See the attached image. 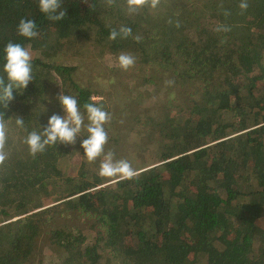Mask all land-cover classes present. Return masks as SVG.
Instances as JSON below:
<instances>
[{"label": "trees", "instance_id": "obj_1", "mask_svg": "<svg viewBox=\"0 0 264 264\" xmlns=\"http://www.w3.org/2000/svg\"><path fill=\"white\" fill-rule=\"evenodd\" d=\"M2 1L0 68L10 41L39 54L32 82L0 109L10 118L0 164V264L34 259L42 235L55 250L53 264H264V0H248L243 12L241 0H158L155 7L147 0L134 14L126 0H61L66 17L57 22L39 10L7 16ZM21 18L37 23L36 38L17 35ZM219 23L231 31L215 32ZM122 25L132 36L110 41ZM88 46L161 66L186 94L180 111L163 109L149 123L170 143L132 179L87 176L83 150L77 174L62 172L86 132L35 156L24 143L51 115H64L55 99L62 91L82 111L98 95L78 83L77 67L60 63Z\"/></svg>", "mask_w": 264, "mask_h": 264}, {"label": "rangeland", "instance_id": "obj_2", "mask_svg": "<svg viewBox=\"0 0 264 264\" xmlns=\"http://www.w3.org/2000/svg\"><path fill=\"white\" fill-rule=\"evenodd\" d=\"M2 7L7 16L14 14L17 9L27 14H35L38 11L36 0H4ZM208 23L213 25V21ZM28 50L31 55L39 54ZM74 55H63L60 63L77 67L78 83L98 93L93 97H96L98 102H105V111L111 116L106 125L108 143L105 145V152L113 151L116 160H127L134 169L153 166L156 153L167 147L170 141L162 138L156 130H151L149 123L161 120L163 109L164 113L171 115L180 111L186 103V94L172 85L168 72L161 66L145 67L135 64L124 71L117 65L118 56L105 53L96 55L89 46L83 49L81 55ZM85 132L82 130L79 137ZM73 149L79 156L72 152ZM71 150L67 162L62 165L65 175L70 172V175L77 174L83 160L79 154L81 148L78 150L72 147ZM101 159L86 163L84 171L87 176L94 174L103 181L110 182L114 178L97 174ZM50 204L43 203L45 208L51 206ZM37 246L36 252L39 251V254L26 264H53L55 250L48 245L44 235L39 238Z\"/></svg>", "mask_w": 264, "mask_h": 264}, {"label": "clouds", "instance_id": "obj_3", "mask_svg": "<svg viewBox=\"0 0 264 264\" xmlns=\"http://www.w3.org/2000/svg\"><path fill=\"white\" fill-rule=\"evenodd\" d=\"M109 4L112 0H108ZM158 0H152L151 7H155ZM38 10L50 21H61L66 17L62 8L61 0H36ZM147 3V0H126V7L129 14H134ZM222 7V6H221ZM243 12L249 7L248 0H241L238 5ZM224 16H229V10H224ZM179 26V24H177ZM217 33H228L231 26L219 23L214 29ZM16 33L19 37L31 40L36 38L37 23L33 19L21 18L16 25ZM132 36L131 27L122 25L118 29L113 28L108 36L110 41L117 38L126 39ZM137 42L139 36L133 37ZM4 63L0 68V109H7L9 103L15 98L17 90H23L33 80L32 55L30 51L18 42H8L3 49ZM136 58L130 53H120L117 57V65L121 70L127 71L135 66ZM55 99L58 101L64 115L53 114L41 131H31L25 137L24 143L31 155L45 151L47 146L75 144L82 130L86 131V137L80 143L83 150V158L91 163L102 158L97 174L105 178L132 179L136 176V170L127 160H116L114 152H105V145L108 143V133L105 124L111 119L110 114L99 104L96 97L90 98L84 103L83 111L78 104L77 98L72 95H65L63 91ZM10 119V118H9ZM4 112L0 111V164L7 159L5 146L7 143L8 121ZM18 128H24V119L14 118Z\"/></svg>", "mask_w": 264, "mask_h": 264}]
</instances>
